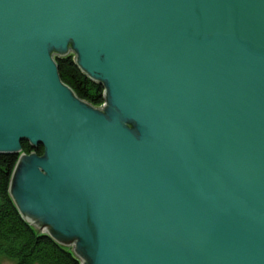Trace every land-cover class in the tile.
Segmentation results:
<instances>
[{
  "label": "water",
  "instance_id": "95a60500",
  "mask_svg": "<svg viewBox=\"0 0 264 264\" xmlns=\"http://www.w3.org/2000/svg\"><path fill=\"white\" fill-rule=\"evenodd\" d=\"M0 154L80 264H264V0H0Z\"/></svg>",
  "mask_w": 264,
  "mask_h": 264
},
{
  "label": "trees",
  "instance_id": "16d2710c",
  "mask_svg": "<svg viewBox=\"0 0 264 264\" xmlns=\"http://www.w3.org/2000/svg\"><path fill=\"white\" fill-rule=\"evenodd\" d=\"M61 80L75 95L92 106L105 103L103 86L91 81L76 65L73 56L56 58ZM22 154L36 152L44 155V149H33L29 142L21 143ZM19 156L0 154V258L15 264H80L74 253L49 236L40 235L21 216L11 197L12 175Z\"/></svg>",
  "mask_w": 264,
  "mask_h": 264
},
{
  "label": "rangeland",
  "instance_id": "374dc122",
  "mask_svg": "<svg viewBox=\"0 0 264 264\" xmlns=\"http://www.w3.org/2000/svg\"><path fill=\"white\" fill-rule=\"evenodd\" d=\"M71 56H73V55H71ZM36 153V152H35ZM37 154V153H36ZM31 155V154H30ZM38 155V154H37ZM38 156H43V155H38ZM0 264H15V262L14 261H12V260H9V259H7V258H5V257H1L0 258Z\"/></svg>",
  "mask_w": 264,
  "mask_h": 264
},
{
  "label": "bare ground",
  "instance_id": "6f19581e",
  "mask_svg": "<svg viewBox=\"0 0 264 264\" xmlns=\"http://www.w3.org/2000/svg\"><path fill=\"white\" fill-rule=\"evenodd\" d=\"M103 97H104V91H103Z\"/></svg>",
  "mask_w": 264,
  "mask_h": 264
}]
</instances>
